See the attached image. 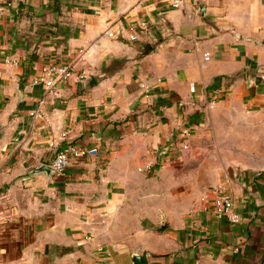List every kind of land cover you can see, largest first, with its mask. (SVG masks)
I'll return each mask as SVG.
<instances>
[{"label": "crops", "instance_id": "1", "mask_svg": "<svg viewBox=\"0 0 264 264\" xmlns=\"http://www.w3.org/2000/svg\"><path fill=\"white\" fill-rule=\"evenodd\" d=\"M174 1L0 0V264H264V0Z\"/></svg>", "mask_w": 264, "mask_h": 264}, {"label": "built area", "instance_id": "2", "mask_svg": "<svg viewBox=\"0 0 264 264\" xmlns=\"http://www.w3.org/2000/svg\"><path fill=\"white\" fill-rule=\"evenodd\" d=\"M180 0H175L173 5L178 7L180 5ZM1 15V13H0ZM142 27L146 26V22L141 23ZM110 36H113V32H109ZM132 39L136 36L132 35ZM208 56V54H207ZM8 62L12 64H17L15 59H10ZM74 67L71 63H61L54 66H44L42 68L41 74L34 79L33 83H42L47 88H54L55 81L53 78L60 79L62 81H67L73 77ZM142 87L146 88L145 84ZM149 96V95H147ZM183 148H188V144H184ZM99 153V148L97 146H80L75 143H66L57 152L52 161L51 168L53 173L57 176H61L67 167L69 166L71 159L80 158L84 156H96ZM154 169V163L149 162L147 169ZM205 203V210L214 215L218 219H225L232 224H239L242 222V216L235 209V202L233 197L221 187H212L209 193L202 199ZM104 250V248H100Z\"/></svg>", "mask_w": 264, "mask_h": 264}, {"label": "water", "instance_id": "3", "mask_svg": "<svg viewBox=\"0 0 264 264\" xmlns=\"http://www.w3.org/2000/svg\"><path fill=\"white\" fill-rule=\"evenodd\" d=\"M41 172H45L48 175H50V174H53V169L46 164H42L38 166L37 168H35L32 173L35 174V173H41ZM133 260H134V264H144L141 256L139 255H135Z\"/></svg>", "mask_w": 264, "mask_h": 264}]
</instances>
